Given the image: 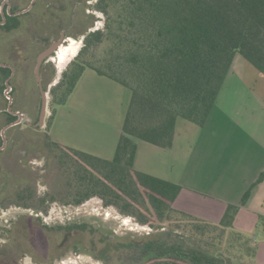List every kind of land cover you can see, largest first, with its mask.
I'll use <instances>...</instances> for the list:
<instances>
[{
    "label": "trees",
    "instance_id": "obj_1",
    "mask_svg": "<svg viewBox=\"0 0 264 264\" xmlns=\"http://www.w3.org/2000/svg\"><path fill=\"white\" fill-rule=\"evenodd\" d=\"M96 8L107 17L104 28L87 32L89 15L82 47L49 92L51 102L64 104L85 68L129 89L113 156L55 142L45 131L26 143L45 157L43 173L32 181L44 178L47 190L37 195L33 182L0 168V204L46 212L51 202L77 206L98 197L151 230L119 235L86 221L46 225L39 217H20L6 230L8 251L26 246L36 264L68 252L100 264H248L255 248L231 228L264 172L211 222L174 208L180 185L136 170L133 161L136 139L169 148L177 118L205 123L235 54L264 76V0H98ZM103 41L109 46L101 63L85 61L88 49ZM48 71L44 88L55 75Z\"/></svg>",
    "mask_w": 264,
    "mask_h": 264
},
{
    "label": "crops",
    "instance_id": "obj_2",
    "mask_svg": "<svg viewBox=\"0 0 264 264\" xmlns=\"http://www.w3.org/2000/svg\"><path fill=\"white\" fill-rule=\"evenodd\" d=\"M242 60L245 59H238L236 67L233 57L202 126L194 129L181 125L178 132L177 118L169 148L139 139L135 141L134 168L179 184L181 189L173 202L174 208L211 222L219 221L226 206L237 204L243 192L264 172V98L260 92H252L254 85L251 83L260 75ZM64 104L67 106L66 129L72 126L73 117L78 116L80 131H86L89 137L87 144L67 146L111 158L121 132L119 111L117 118L106 125L100 112L103 103L95 97L74 103L67 98ZM240 210L264 217V175L252 187L235 217Z\"/></svg>",
    "mask_w": 264,
    "mask_h": 264
},
{
    "label": "rangeland",
    "instance_id": "obj_3",
    "mask_svg": "<svg viewBox=\"0 0 264 264\" xmlns=\"http://www.w3.org/2000/svg\"><path fill=\"white\" fill-rule=\"evenodd\" d=\"M89 1L90 4L88 5V15H91L93 17V20L91 23V27L87 29V32L94 31L96 29L101 30L104 28L107 17L103 12L99 11L96 8L98 0ZM83 37L84 35L69 37L75 41L72 46L76 47V54L83 45ZM63 44L66 45L67 42L64 41ZM108 46V42L103 41L97 47L89 48L87 53L83 56V59L85 61H89V63L93 65H98L99 63H101L102 59L107 56ZM72 59L73 57L69 60L71 61ZM238 59H242V56L237 53L235 54L234 62L236 67H238ZM242 61L244 65H247V67H252L245 60ZM69 62L65 64L66 66L64 65L65 68L67 67ZM48 65H50L49 67L55 70V75L54 79L46 87V115L43 124L39 127L34 126V123L38 118L40 94L33 76L30 75L27 78L25 77V79L27 80L24 79V83L14 85L15 90L13 89V93L17 94L20 90L23 91L19 92L18 100L21 103L29 102L28 108L23 106L22 111L25 112V117L28 119L30 125L33 124V126L24 125L22 137L26 141L19 143L18 147L11 151V154L8 155V157L4 154L0 156V168L8 171L13 168V170L16 171L17 175L20 176V178L30 180L31 183L33 182V179L37 178L38 175H40V173H43L42 169L44 167L43 165L45 163V157H43L40 152L31 150V148L27 147L28 145L26 142H28V139L29 141H35L37 137L42 136L44 132L47 131L49 137H51V140L64 145H68L71 143L80 145L82 142H84V144H87V142L89 141V137L86 136L87 132L80 131L78 116H75V118L73 117L76 123L74 124L73 120L72 126L69 129H66L65 109L67 106H65V104L56 105L51 102V94L49 92L50 88L58 82L61 77L62 71H64L65 68H61L63 70L61 72H58L54 60H49ZM32 68L33 64L31 65V69ZM83 72L84 73H82V78L78 79L73 89L74 92L72 96H70L71 94L68 96V99H70L71 103L81 100L82 98L95 97L98 102L103 103L100 112L105 119L104 122L106 125L108 124V122H113L111 120L117 118L118 111L120 113V120L122 123L130 98L129 89L107 78L106 76H99L94 70L90 68H85ZM259 75V78L252 79L251 83L254 85V87L252 88V92L254 94H259L260 92V94H263L264 98V76L260 73ZM247 79H249V77H247ZM2 100L3 107L5 106V100ZM15 105L17 107L16 103ZM52 113L53 116L50 119V115H52ZM48 123L49 128L47 130L46 125ZM178 123V132H180L182 128L181 125H188L189 127L198 129V125L182 118L178 119ZM84 125H87V123L84 122ZM191 134L193 135V133ZM93 141H95L94 138ZM43 180L44 178H40L39 180H36L32 183L34 184L33 186L36 189L37 195H42L47 190V185L42 182ZM20 217H39L40 221L46 225L62 224L68 221H86L95 226L105 227L108 230H112L114 231V233L119 235L124 234L127 231H132L135 234H141L151 230L147 226L138 224L134 221L133 218L129 216H123L119 214L114 207L104 206L98 197H91L77 206L63 205L59 202H51L48 204L46 212L37 211L33 207L25 208L13 203H9L3 206L1 203L0 243H2V241L8 243L9 238L6 230L10 228L13 229L14 225L19 224L16 221ZM231 229L247 239L249 244L255 248L254 257L246 259V262L248 264H260L261 262L264 264V217L257 214H250L245 210H240L233 221ZM26 249V246H22L17 249L19 251L12 250V256L15 257L14 264H36L33 261L32 256L27 253ZM7 250H9V248H7ZM51 264L100 263L87 254H75L72 252H68L65 253V255L61 258L54 260Z\"/></svg>",
    "mask_w": 264,
    "mask_h": 264
},
{
    "label": "flooded vegetation",
    "instance_id": "obj_4",
    "mask_svg": "<svg viewBox=\"0 0 264 264\" xmlns=\"http://www.w3.org/2000/svg\"><path fill=\"white\" fill-rule=\"evenodd\" d=\"M89 4V0H0V68L3 69L0 70V75L5 73L6 69L9 70L0 90L2 95H0V137L1 130L13 123L4 130L5 144L3 146L1 137L0 151H4L5 156L8 157L19 143L26 141L22 137L24 125L33 126L25 117V112L22 111L23 106L28 108L29 102L21 103L18 100L19 92L23 91L13 93L14 85L24 83L25 77L32 75L39 91L34 73L36 58L41 51L59 41L60 44L41 61L39 66L41 84L46 92L43 82L51 68L48 65L49 60H54L58 72H61L66 65L63 69L59 68V54L73 49L72 57L75 56L76 47L72 46L75 41L69 37L82 36L81 32L89 17ZM64 41L67 42L66 45L63 44ZM2 99L5 100L3 107ZM7 113L12 116L11 119H8ZM37 123L38 118L34 126L39 127ZM7 248L8 245L2 241L0 243V264L15 263V257L12 256L13 251H8Z\"/></svg>",
    "mask_w": 264,
    "mask_h": 264
},
{
    "label": "water",
    "instance_id": "obj_5",
    "mask_svg": "<svg viewBox=\"0 0 264 264\" xmlns=\"http://www.w3.org/2000/svg\"><path fill=\"white\" fill-rule=\"evenodd\" d=\"M60 44V42H55L53 44H51L49 47H47L46 49H44L43 51H41L37 58H36V64H35V67H34V73H35V77H36V80L38 82V86H39V91H40V95H41V105H40V110H39V117H38V125L41 126L44 122V118H45V115H46V92L44 91L43 87H42V84H41V78H40V75H39V66H40V63L41 61L47 57L48 55H50V53L56 48V46H58ZM8 98L10 100V96L8 95ZM10 103V101H9ZM10 109V108H8ZM13 124V123H11ZM9 124V125H11ZM5 126L2 130H1V137H2V140H3V144L2 146L5 144V135H4V130L9 126Z\"/></svg>",
    "mask_w": 264,
    "mask_h": 264
},
{
    "label": "bare ground",
    "instance_id": "obj_6",
    "mask_svg": "<svg viewBox=\"0 0 264 264\" xmlns=\"http://www.w3.org/2000/svg\"><path fill=\"white\" fill-rule=\"evenodd\" d=\"M74 48V47H73ZM65 49V48H64ZM75 49V48H74ZM64 51V50H63ZM74 50L69 49L59 54L58 66L59 68H64V65L68 62V60L73 56ZM57 59V58H56Z\"/></svg>",
    "mask_w": 264,
    "mask_h": 264
}]
</instances>
